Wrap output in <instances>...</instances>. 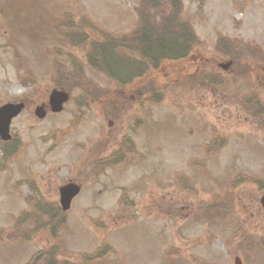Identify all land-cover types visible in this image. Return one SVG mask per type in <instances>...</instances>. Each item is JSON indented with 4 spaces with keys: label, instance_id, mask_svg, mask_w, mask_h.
<instances>
[{
    "label": "rangeland",
    "instance_id": "obj_1",
    "mask_svg": "<svg viewBox=\"0 0 264 264\" xmlns=\"http://www.w3.org/2000/svg\"><path fill=\"white\" fill-rule=\"evenodd\" d=\"M169 22L196 47L151 62L134 38ZM95 42L138 72L123 83L95 67ZM54 88L70 96L57 113ZM252 90L264 110V0H0V105L26 103L0 150V264H264Z\"/></svg>",
    "mask_w": 264,
    "mask_h": 264
},
{
    "label": "trees",
    "instance_id": "obj_2",
    "mask_svg": "<svg viewBox=\"0 0 264 264\" xmlns=\"http://www.w3.org/2000/svg\"><path fill=\"white\" fill-rule=\"evenodd\" d=\"M145 1L146 0H144V2ZM193 37H195V35L191 29L186 27L180 28L175 24L171 25L169 22L167 27L141 28L137 37L134 39L139 44L138 51L144 55V57L149 58L151 62L154 61L158 63V61L163 59L167 60L186 57L191 52V48L196 47V44H193ZM91 46L92 54H89V59L90 61H93V65L102 70L104 69V71L112 78H119V81L122 80L123 83H126L122 78V75H127L126 81H128L127 79L130 78L131 75L129 72H126V70L124 71V68L120 63H124L121 55L116 57L111 49L104 47L100 48L96 42ZM104 50L105 52L102 54V51ZM110 72L117 74L115 76L110 74ZM38 201L39 200H36L34 205H36Z\"/></svg>",
    "mask_w": 264,
    "mask_h": 264
},
{
    "label": "water",
    "instance_id": "obj_3",
    "mask_svg": "<svg viewBox=\"0 0 264 264\" xmlns=\"http://www.w3.org/2000/svg\"><path fill=\"white\" fill-rule=\"evenodd\" d=\"M67 100V94L63 91L53 90L50 94L49 101L52 111L58 112L62 109V104ZM22 104L8 103L0 107V136L3 139H8L9 124L13 117L18 115L22 110ZM39 117L44 116L43 109L40 107L36 111ZM80 186L75 183L66 184L59 189L60 204L63 210H67L70 207L71 200L79 192ZM262 204L264 206V197L262 198Z\"/></svg>",
    "mask_w": 264,
    "mask_h": 264
},
{
    "label": "flooded vegetation",
    "instance_id": "obj_4",
    "mask_svg": "<svg viewBox=\"0 0 264 264\" xmlns=\"http://www.w3.org/2000/svg\"><path fill=\"white\" fill-rule=\"evenodd\" d=\"M242 71V70H241ZM235 76H240V73H237V75H235ZM249 93H251V92H249ZM252 95V96H251ZM259 96L257 95V98H258ZM257 98H256V96H254V90H252V93L250 94V96L248 97V101L250 102V105H249V109L252 111V116H251V119L253 120V122L251 121V125H252V129H253V132H255V129H257V130H259V131H261V129H263L264 130V110H262L261 109V107L258 105V106H255L256 105V103H258L257 102ZM253 99H254V101H255V103L253 104ZM261 128V129H260ZM261 132H263V131H261ZM256 185H257V182H255V181H253ZM233 186H236V193L238 194L239 193V187L242 185H234V184H232ZM241 189H242V187H241ZM229 208L227 207V210H228ZM232 209H234L233 207H232Z\"/></svg>",
    "mask_w": 264,
    "mask_h": 264
}]
</instances>
